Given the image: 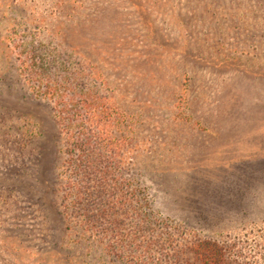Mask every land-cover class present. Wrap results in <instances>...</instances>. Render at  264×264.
I'll list each match as a JSON object with an SVG mask.
<instances>
[{"label": "rangeland", "instance_id": "rangeland-1", "mask_svg": "<svg viewBox=\"0 0 264 264\" xmlns=\"http://www.w3.org/2000/svg\"><path fill=\"white\" fill-rule=\"evenodd\" d=\"M21 61L73 83L96 70L125 114V196L168 232L264 264V0H0V264H137L66 230L59 129ZM27 151L56 179L40 202L12 188L14 169L31 181Z\"/></svg>", "mask_w": 264, "mask_h": 264}, {"label": "trees", "instance_id": "trees-1", "mask_svg": "<svg viewBox=\"0 0 264 264\" xmlns=\"http://www.w3.org/2000/svg\"><path fill=\"white\" fill-rule=\"evenodd\" d=\"M20 65V72L35 88V95L51 101L50 109L59 129L55 142L62 146L59 154L62 153L64 158L58 175L66 178L62 209H58V215L64 221L69 217L66 230L72 223L82 231L98 236L106 249H111L118 257L135 259L137 264L140 259L147 260H141L142 264H182L183 258L172 259L171 262V256L179 257L187 251L192 255L190 259L187 255V264H249L237 260L240 250L234 243L190 240L168 232L166 227L161 228L156 220L150 218L147 203L140 204L125 196L127 183L121 172L131 160L122 131L125 114L116 106L113 91L107 89L96 70L88 69L86 75L81 76L88 77L92 83H73L56 79V73L38 70L35 63L27 67L21 61ZM82 72L75 73L74 77ZM148 74L135 72L131 76L140 81L150 79ZM101 89L107 91L106 95ZM28 154L31 163L35 162L28 174L31 181L21 180L27 175L22 167L14 169L9 173L14 176L12 188L17 186L27 198L40 202L46 193L52 196L56 193V179L42 171L41 152L30 151ZM23 167L26 168L25 163ZM44 176L45 180L47 177L51 179L48 181L49 189L39 185ZM106 237L108 243H105ZM181 240L185 242L183 247L179 244Z\"/></svg>", "mask_w": 264, "mask_h": 264}]
</instances>
